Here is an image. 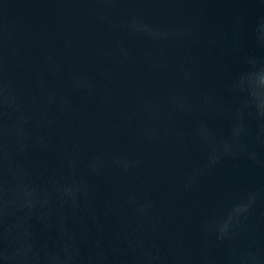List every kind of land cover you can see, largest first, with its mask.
Masks as SVG:
<instances>
[{
	"label": "water",
	"instance_id": "1",
	"mask_svg": "<svg viewBox=\"0 0 264 264\" xmlns=\"http://www.w3.org/2000/svg\"><path fill=\"white\" fill-rule=\"evenodd\" d=\"M262 68L264 0H0L19 104L0 156L42 193L7 207L9 238L67 264H264V130L240 99ZM53 179L81 185L74 206L44 202Z\"/></svg>",
	"mask_w": 264,
	"mask_h": 264
},
{
	"label": "clouds",
	"instance_id": "2",
	"mask_svg": "<svg viewBox=\"0 0 264 264\" xmlns=\"http://www.w3.org/2000/svg\"><path fill=\"white\" fill-rule=\"evenodd\" d=\"M249 87L247 89L243 88V80L241 81L240 87V99L242 103L248 104L254 109V115L252 120L256 127L260 130H264V68L257 69L252 75L248 77ZM235 90V89H233ZM0 115H6L8 110L13 112L19 110L18 101L13 96L11 91L6 94L0 92ZM239 114V112H238ZM243 131V125L237 121L231 129V134L236 137ZM223 143V142H221ZM7 152L0 156V216L3 217L4 233L0 236V254L3 255L5 264H30L31 262H36V264H47L48 259L54 256L56 260L60 261V264H67L68 261L72 260L71 256H65L63 260L56 254H45L40 257L38 250H34V245L28 243L26 245H21L24 248V253L22 255L20 248L16 246V242L12 241L10 237V226H7V219L4 217L10 216L11 213H7L5 210L9 205L18 204L19 208H27L28 212L31 213L32 209L35 208L36 204L40 201L36 197L40 196L41 190L31 184V182H25L18 187H11L10 181L14 179V175L9 177L10 169L8 167ZM214 163L215 160L212 159ZM71 167V164H69ZM95 172V167L91 169ZM81 191V185L77 184L76 181L71 183H59L55 179L52 180V191L51 193L44 194V202H48L50 197H56L61 203H70L73 206L76 203L77 193ZM22 196H31L33 199H21ZM255 203V194H249L247 203L235 205L226 219L220 222L219 233L217 239L222 240L224 238V233L228 228V224L235 217L239 219L242 214L249 211V208ZM32 252V257H28L27 253Z\"/></svg>",
	"mask_w": 264,
	"mask_h": 264
}]
</instances>
